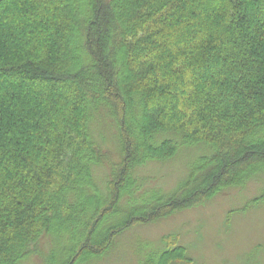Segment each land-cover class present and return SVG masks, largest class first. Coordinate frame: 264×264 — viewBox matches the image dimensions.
Listing matches in <instances>:
<instances>
[{
	"label": "trees",
	"instance_id": "trees-1",
	"mask_svg": "<svg viewBox=\"0 0 264 264\" xmlns=\"http://www.w3.org/2000/svg\"><path fill=\"white\" fill-rule=\"evenodd\" d=\"M194 144L186 178L132 206L135 168ZM262 171L264 0H0V264L43 237L67 245L45 264L99 258ZM163 240L141 264L189 263Z\"/></svg>",
	"mask_w": 264,
	"mask_h": 264
},
{
	"label": "rangeland",
	"instance_id": "rangeland-1",
	"mask_svg": "<svg viewBox=\"0 0 264 264\" xmlns=\"http://www.w3.org/2000/svg\"><path fill=\"white\" fill-rule=\"evenodd\" d=\"M107 139V145L114 147L113 135H107ZM206 154L209 150L202 144L184 145L167 160L136 167L134 178L139 189L134 191L132 206L141 199L148 200L154 192L169 193ZM105 175L103 167L97 169V178L101 180ZM263 189L264 171L242 187L223 190L208 200L148 223L132 224L114 238L101 257L78 264H141L147 256L167 248L164 237H170V247L184 248L188 264H264V201L250 203ZM66 246L55 238L43 237L38 251L21 264H45L48 256Z\"/></svg>",
	"mask_w": 264,
	"mask_h": 264
}]
</instances>
